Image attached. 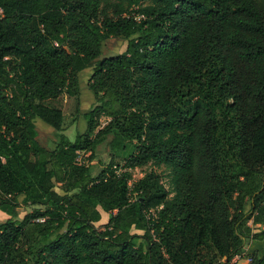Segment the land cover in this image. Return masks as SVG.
Here are the masks:
<instances>
[{"label":"trees","instance_id":"1","mask_svg":"<svg viewBox=\"0 0 264 264\" xmlns=\"http://www.w3.org/2000/svg\"><path fill=\"white\" fill-rule=\"evenodd\" d=\"M110 38L126 47L102 57ZM85 69L70 141L52 104ZM105 142L93 175L77 159ZM148 164L169 188L130 184ZM0 212V264H264L245 254L264 239V0H0Z\"/></svg>","mask_w":264,"mask_h":264},{"label":"rangeland","instance_id":"2","mask_svg":"<svg viewBox=\"0 0 264 264\" xmlns=\"http://www.w3.org/2000/svg\"><path fill=\"white\" fill-rule=\"evenodd\" d=\"M127 41L124 39L119 38H110L106 40L102 47V57H108L112 55H116L124 51L126 47ZM91 69H85L78 75V86H79V93L77 97H69L64 96L59 101L53 103L52 105L61 109L64 121H63V134L68 138L70 141H74L76 134L79 132H83L86 129V122L82 115L83 112L89 111L91 106L94 103V97L90 91H88L87 85L89 78L91 76ZM79 109V114L75 113L76 108ZM107 122V119H101V126H104ZM37 127V141L38 143L45 147L46 149H52L54 147V143L57 140L56 133L42 121L37 120L36 122ZM130 150L126 153H122L119 157L116 158L117 163L121 165L123 163V159L128 155ZM89 154H79V162L85 165H89L92 171V174L95 175L100 169L105 168L108 163L110 162V148L107 142L102 143L97 146L96 152L94 155V159L89 162L88 161ZM149 171H155L158 174L162 175V182L169 188L168 179L166 178V172L161 168H156L150 164L135 169L131 171V181L130 184L134 181L140 179L145 173ZM55 191L59 194H64V189L56 184ZM19 202L22 203V197L18 198ZM36 207L31 206L29 204L21 205L18 208V216L16 219L21 220L22 217L28 213H30ZM9 217L0 212V222L5 221ZM108 215L102 213V218L100 222L96 223V228L100 229L103 225L107 222ZM258 227H254L253 229L256 230ZM139 234V233H137Z\"/></svg>","mask_w":264,"mask_h":264},{"label":"crops","instance_id":"3","mask_svg":"<svg viewBox=\"0 0 264 264\" xmlns=\"http://www.w3.org/2000/svg\"><path fill=\"white\" fill-rule=\"evenodd\" d=\"M85 113V112H83ZM254 251L258 252L259 257L264 256V239L261 241H250L247 246L245 247V254H251ZM244 259L247 258H243L242 260H240L239 262H237V264H246V262H244Z\"/></svg>","mask_w":264,"mask_h":264},{"label":"built area","instance_id":"4","mask_svg":"<svg viewBox=\"0 0 264 264\" xmlns=\"http://www.w3.org/2000/svg\"><path fill=\"white\" fill-rule=\"evenodd\" d=\"M77 161L79 162V158L77 159ZM156 213L155 210H150V212L148 213L149 217H155ZM243 258H241L240 256H235L228 264H237V262H239L240 260H242ZM250 259H244V262H246V264H250Z\"/></svg>","mask_w":264,"mask_h":264}]
</instances>
